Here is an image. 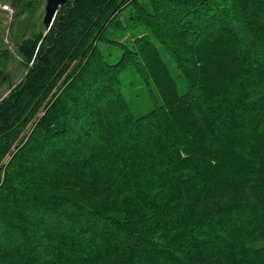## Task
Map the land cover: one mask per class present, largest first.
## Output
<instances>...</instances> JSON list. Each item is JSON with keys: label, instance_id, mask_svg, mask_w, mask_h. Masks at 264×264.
<instances>
[{"label": "trees", "instance_id": "obj_1", "mask_svg": "<svg viewBox=\"0 0 264 264\" xmlns=\"http://www.w3.org/2000/svg\"><path fill=\"white\" fill-rule=\"evenodd\" d=\"M44 29L0 98V264H264V0H69Z\"/></svg>", "mask_w": 264, "mask_h": 264}, {"label": "rangeland", "instance_id": "obj_2", "mask_svg": "<svg viewBox=\"0 0 264 264\" xmlns=\"http://www.w3.org/2000/svg\"><path fill=\"white\" fill-rule=\"evenodd\" d=\"M18 1L16 6L15 0H0V72H2L0 74V98L5 96L10 88L25 76L26 69L23 65L22 54L18 50L19 44L25 38L31 37L45 28L43 18L46 0ZM124 14L127 18L126 10H124ZM130 22L126 19L127 24ZM139 29L143 28L139 27ZM158 46L162 48L160 51L162 58L169 64L174 75L178 77L180 70L173 55L162 45L158 44ZM114 50L116 59L119 53L116 49ZM129 70L124 72L125 75L123 74V89L131 102L133 113L136 116L146 114L155 106L156 100L146 91V83L139 73H132ZM178 80V87L181 92H184L186 90L185 80L181 77ZM219 80L222 81L220 77ZM222 82H225V78ZM156 96L159 103L160 98L157 94ZM114 132L115 130L113 135ZM82 138L85 139L84 136ZM92 141H94V137Z\"/></svg>", "mask_w": 264, "mask_h": 264}, {"label": "water", "instance_id": "obj_3", "mask_svg": "<svg viewBox=\"0 0 264 264\" xmlns=\"http://www.w3.org/2000/svg\"><path fill=\"white\" fill-rule=\"evenodd\" d=\"M68 1L69 0H46L45 15L43 18L45 33L50 30L59 8Z\"/></svg>", "mask_w": 264, "mask_h": 264}, {"label": "flooded vegetation", "instance_id": "obj_4", "mask_svg": "<svg viewBox=\"0 0 264 264\" xmlns=\"http://www.w3.org/2000/svg\"><path fill=\"white\" fill-rule=\"evenodd\" d=\"M18 3H19V1H18V0H15V3H14V4H15L16 6L18 5Z\"/></svg>", "mask_w": 264, "mask_h": 264}, {"label": "bare ground", "instance_id": "obj_5", "mask_svg": "<svg viewBox=\"0 0 264 264\" xmlns=\"http://www.w3.org/2000/svg\"><path fill=\"white\" fill-rule=\"evenodd\" d=\"M226 17V16H225ZM231 18V17H230ZM150 114V113H149ZM188 173V172H187ZM191 182V181H190Z\"/></svg>", "mask_w": 264, "mask_h": 264}]
</instances>
